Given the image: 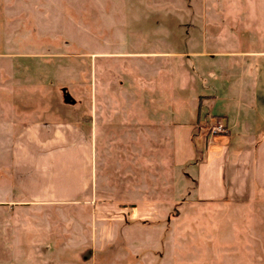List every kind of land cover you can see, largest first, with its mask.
<instances>
[{"label":"rangeland","instance_id":"rangeland-1","mask_svg":"<svg viewBox=\"0 0 264 264\" xmlns=\"http://www.w3.org/2000/svg\"><path fill=\"white\" fill-rule=\"evenodd\" d=\"M0 24V52L7 54L10 66L22 62L27 71L35 70L39 77L43 116L73 118L70 105L76 101L123 109L112 123L123 132L118 149L124 164L128 156L125 150L131 145L130 137L125 138L129 135L130 118L137 115L139 124L146 125L151 114L159 113L150 111L145 117L146 112L136 108L146 104L174 105L179 99L188 105L191 97L210 91L215 82L205 74L204 68L213 65L209 57L182 59L187 80L180 90L177 77L173 76L170 82L157 64L153 67L147 58L139 62V54L156 50V45L163 51L186 53L214 49L212 42L216 40L218 25V40L239 39L244 41L238 43L239 48L244 44L243 50L264 51V0H0ZM203 41H207L206 46ZM246 72L250 77L249 68ZM175 73L180 74V69ZM245 84H249V79ZM99 145L97 141V150H101ZM229 145L226 153L234 154V146ZM137 147L138 164L144 165V169L138 167L139 181L158 185L163 159L159 144L149 143L139 135ZM244 148L242 160L251 167L241 175V190L232 194L229 190V199L220 207L192 205L197 209L195 213L184 206L182 210L187 215L180 219L173 218L175 210L179 212V206L173 204L162 206L171 213L165 218L157 217L161 206L155 204L148 208L150 213L143 215L134 210L130 213L111 209L102 216L103 224L98 211L94 218L90 205L43 207L36 214L38 218L28 222L20 234L17 251L9 244L3 248L0 245V264H119V249L124 245L117 236L125 220L134 221L133 239L141 241L138 232L151 235L145 245L137 243L140 248L133 249L136 254L128 256L127 264H264V191L253 186L255 143L244 144ZM151 150L155 175L152 182L149 176L145 180L146 168L150 169L145 164L146 151ZM102 154L97 153V166L103 162ZM200 155L197 154V161ZM115 159L117 156L112 163ZM190 167L193 162L174 169L175 178L180 172L179 184H184V197L188 200L194 196L192 188L196 185L187 177ZM183 169L186 177L181 173ZM227 170L229 178L232 167ZM154 190L156 197L158 188L154 186ZM125 192L117 188L109 195L115 200L129 195ZM137 193L149 199L152 195L150 189ZM178 198L179 193L177 201ZM72 235L79 243L87 242L86 250H60L61 241ZM7 249L10 254H2ZM91 250L95 251V258L91 257Z\"/></svg>","mask_w":264,"mask_h":264},{"label":"crops","instance_id":"crops-1","mask_svg":"<svg viewBox=\"0 0 264 264\" xmlns=\"http://www.w3.org/2000/svg\"><path fill=\"white\" fill-rule=\"evenodd\" d=\"M220 30L218 25L216 40L212 42L214 49L202 48L196 53H186L171 49L163 51L160 45H156V50L137 56L139 62L147 58L153 67V64H157L170 82L173 76L177 77L180 90L184 89L187 80L182 59L209 57L213 65L204 68L205 74L215 82H212L208 92L197 89L196 92L200 93L191 97L188 105L178 98L179 102L174 105L158 107L146 104L136 108V111H145V117H149L150 111L159 113L151 114L150 119L145 121L146 125L139 124L137 115L130 118L129 135L126 134L125 138L130 137L131 145L128 151L125 150L128 155L125 164L118 149V143L124 137L123 132L118 131L112 123L122 108L76 101L70 105L74 111L73 118L43 116L40 103L42 92L35 70L27 71L22 62H16V66L11 67L8 57H5L7 54L0 52L2 248L4 244H9L12 250L17 251L20 234L25 231L28 222L38 218L36 214L43 207L90 205L94 218L99 212V222L102 224L105 222L102 216H106L111 209L123 212L129 210L130 213L134 210L135 214L143 215L150 213L148 208L155 204L161 206L157 217L165 218L171 213L164 211L167 207L162 206L173 204L176 208L179 206V212L176 209L173 218L180 219L187 215L183 213L184 206L220 207L232 192L241 190V175L251 167L244 165L242 160L244 144L250 146L255 143L251 171L253 186L257 191H264V51L243 50L244 44H240L239 48L238 43L244 41L239 39L219 41L217 37ZM1 32L0 24V35ZM206 43L203 41V45L206 46ZM248 68L250 77L246 74ZM179 69L180 74H176L175 71ZM248 79L249 84L246 85L245 80ZM232 85L237 86L234 88L236 90L231 88ZM171 95L173 97V91ZM118 116L122 118V114ZM214 123H222L225 132L212 134L210 128ZM139 135L144 136L149 143L156 142L161 149L163 159L158 171L162 173L157 179L160 182L158 185L138 179V167L144 169L143 164H138ZM97 141L101 150H97ZM227 145L234 146V154L226 153L229 150ZM98 152L103 153V162L99 166ZM199 153L201 155L197 161ZM116 156L117 160L112 163V158ZM190 162H193V167H190L187 177L196 185L192 188L194 196L188 200L184 197V184H179L180 172L175 178L174 169H182ZM153 163L154 153L152 150L146 151L145 164H149L150 169L148 171L146 168L145 180L149 176L151 182L155 178ZM228 167H232L229 178ZM181 173L186 177L185 170ZM154 186L159 192L156 197L153 194ZM117 188H122L129 195L114 200L109 193ZM148 189L152 192L150 199L147 195L138 196L139 190L148 192ZM177 192L181 195L178 201ZM192 210L197 212L196 208ZM133 222L125 220L117 236L124 245L119 249V264H127L128 256L136 254L133 249L140 248L137 243L145 245V240L151 237L150 234L138 232L141 241L133 239L132 234L136 232ZM73 238L77 241H72ZM86 245V241L81 240L79 243L77 237L72 235L61 241L60 250L73 248L79 252L86 250ZM9 252L8 249L2 250V254ZM95 254V251H90L92 258H95Z\"/></svg>","mask_w":264,"mask_h":264},{"label":"built area","instance_id":"built-area-1","mask_svg":"<svg viewBox=\"0 0 264 264\" xmlns=\"http://www.w3.org/2000/svg\"><path fill=\"white\" fill-rule=\"evenodd\" d=\"M210 132H211L212 134L225 132V127L223 126L222 123H214V124L211 126V128H210Z\"/></svg>","mask_w":264,"mask_h":264}]
</instances>
